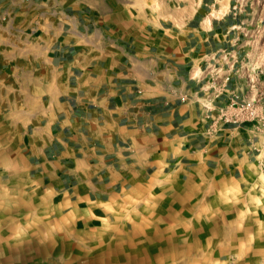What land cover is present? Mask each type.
I'll return each instance as SVG.
<instances>
[{
	"label": "crops",
	"instance_id": "0c3cea01",
	"mask_svg": "<svg viewBox=\"0 0 264 264\" xmlns=\"http://www.w3.org/2000/svg\"><path fill=\"white\" fill-rule=\"evenodd\" d=\"M235 7L0 0V179L82 217L166 171L234 179L264 168L262 134L208 132L202 107L205 67L242 23ZM260 233L236 264H264Z\"/></svg>",
	"mask_w": 264,
	"mask_h": 264
},
{
	"label": "rangeland",
	"instance_id": "374dc122",
	"mask_svg": "<svg viewBox=\"0 0 264 264\" xmlns=\"http://www.w3.org/2000/svg\"><path fill=\"white\" fill-rule=\"evenodd\" d=\"M236 3L240 56L264 61V0ZM257 165L234 179L166 171L82 217L0 179V264H236L263 235L264 168Z\"/></svg>",
	"mask_w": 264,
	"mask_h": 264
},
{
	"label": "built area",
	"instance_id": "2783aa9c",
	"mask_svg": "<svg viewBox=\"0 0 264 264\" xmlns=\"http://www.w3.org/2000/svg\"><path fill=\"white\" fill-rule=\"evenodd\" d=\"M239 37L232 47L213 54L204 70L206 103L202 107L208 132L244 128L264 135V61L245 63L237 45Z\"/></svg>",
	"mask_w": 264,
	"mask_h": 264
}]
</instances>
